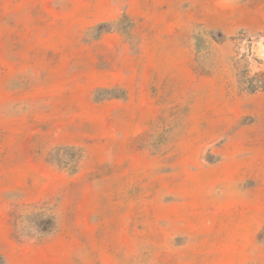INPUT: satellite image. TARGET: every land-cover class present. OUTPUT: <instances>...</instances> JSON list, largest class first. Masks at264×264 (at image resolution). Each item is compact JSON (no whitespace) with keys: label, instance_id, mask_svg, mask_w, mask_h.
I'll use <instances>...</instances> for the list:
<instances>
[{"label":"rangeland","instance_id":"rangeland-1","mask_svg":"<svg viewBox=\"0 0 264 264\" xmlns=\"http://www.w3.org/2000/svg\"><path fill=\"white\" fill-rule=\"evenodd\" d=\"M264 0H0V264H264Z\"/></svg>","mask_w":264,"mask_h":264},{"label":"water","instance_id":"water-1","mask_svg":"<svg viewBox=\"0 0 264 264\" xmlns=\"http://www.w3.org/2000/svg\"><path fill=\"white\" fill-rule=\"evenodd\" d=\"M264 48V47H263Z\"/></svg>","mask_w":264,"mask_h":264}]
</instances>
